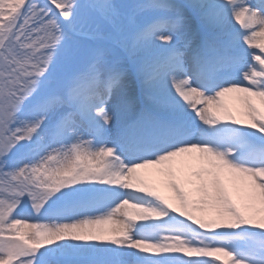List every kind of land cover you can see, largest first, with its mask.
<instances>
[{
    "label": "snow or ice",
    "instance_id": "1",
    "mask_svg": "<svg viewBox=\"0 0 264 264\" xmlns=\"http://www.w3.org/2000/svg\"><path fill=\"white\" fill-rule=\"evenodd\" d=\"M0 264H264V0H0Z\"/></svg>",
    "mask_w": 264,
    "mask_h": 264
},
{
    "label": "rangeland",
    "instance_id": "2",
    "mask_svg": "<svg viewBox=\"0 0 264 264\" xmlns=\"http://www.w3.org/2000/svg\"><path fill=\"white\" fill-rule=\"evenodd\" d=\"M232 26L236 29H239V27H240L239 25L235 24L234 22H233ZM226 102L229 104H233V105L235 104V101H233L231 99H228ZM157 187H158V190H159L161 195L165 196L166 198H169L170 200H172L173 203H175L174 194L171 192V190L169 188H167L163 184L157 185ZM190 187H191L190 185H185L186 190H189ZM228 190H229V194L232 195L234 202L239 203V200L237 199L236 193H235V191L231 185H229ZM195 215L199 216L200 213H195ZM21 216L26 222H35L37 219V217L30 211V209H25V211L23 213H21ZM208 218H209L208 216H205V219H208Z\"/></svg>",
    "mask_w": 264,
    "mask_h": 264
}]
</instances>
